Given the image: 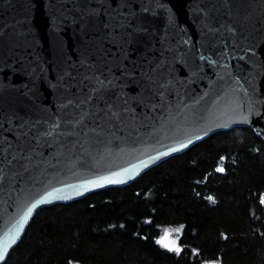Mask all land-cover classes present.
<instances>
[{
	"label": "water",
	"instance_id": "water-1",
	"mask_svg": "<svg viewBox=\"0 0 264 264\" xmlns=\"http://www.w3.org/2000/svg\"><path fill=\"white\" fill-rule=\"evenodd\" d=\"M238 127L264 142V0H0V264L38 210Z\"/></svg>",
	"mask_w": 264,
	"mask_h": 264
},
{
	"label": "trees",
	"instance_id": "trees-1",
	"mask_svg": "<svg viewBox=\"0 0 264 264\" xmlns=\"http://www.w3.org/2000/svg\"><path fill=\"white\" fill-rule=\"evenodd\" d=\"M263 250L264 142L238 127L131 185L38 210L3 264H264Z\"/></svg>",
	"mask_w": 264,
	"mask_h": 264
},
{
	"label": "snow or ice",
	"instance_id": "snow-or-ice-1",
	"mask_svg": "<svg viewBox=\"0 0 264 264\" xmlns=\"http://www.w3.org/2000/svg\"><path fill=\"white\" fill-rule=\"evenodd\" d=\"M222 170L223 169H220V171H222ZM106 180H111V177L106 178ZM92 183H93V186H94L96 183H100V182L97 181V182H92ZM53 196H55V193H49V196L45 197L44 200L37 201L36 204H33L32 207L28 209L27 213H25L24 218L21 221V226L23 225L24 221L27 220L28 216L32 213L33 209L36 208L38 204H43L45 201H47L49 198H51ZM19 231H20V228H17L16 235H19ZM15 238H16L15 235L11 236L8 239L7 243L0 244V261H2L4 259V253L7 252L8 244L14 242ZM166 241H168V234H166L164 236V238L161 241H159V243L163 244L165 247H174L175 246V241H172L171 244L166 243ZM175 251L179 252L180 249L179 248H175Z\"/></svg>",
	"mask_w": 264,
	"mask_h": 264
},
{
	"label": "rangeland",
	"instance_id": "rangeland-1",
	"mask_svg": "<svg viewBox=\"0 0 264 264\" xmlns=\"http://www.w3.org/2000/svg\"><path fill=\"white\" fill-rule=\"evenodd\" d=\"M179 230L178 229H173V228H163L162 229V233H161V237L159 239V241H161L164 236L166 234H168V241H166V243L171 244L172 241H175V246L174 247H165L163 244H161L163 247L171 249V250H175V248H178L177 245V236H178ZM204 264H218V263H214V262H205Z\"/></svg>",
	"mask_w": 264,
	"mask_h": 264
}]
</instances>
